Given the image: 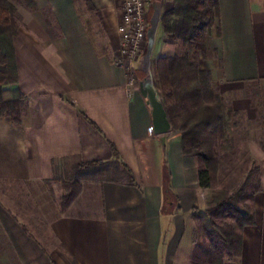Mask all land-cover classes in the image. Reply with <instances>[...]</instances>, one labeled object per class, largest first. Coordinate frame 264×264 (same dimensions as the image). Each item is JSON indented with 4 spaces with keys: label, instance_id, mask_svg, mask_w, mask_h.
Instances as JSON below:
<instances>
[{
    "label": "crops",
    "instance_id": "0c3cea01",
    "mask_svg": "<svg viewBox=\"0 0 264 264\" xmlns=\"http://www.w3.org/2000/svg\"><path fill=\"white\" fill-rule=\"evenodd\" d=\"M157 2L146 15L150 26L158 13L154 60L173 56L163 53L168 44ZM34 5L16 6L17 91L27 111L19 125L0 117V189L24 190L35 213L26 219L0 198V264H191L193 213L206 209L213 180L212 188L199 186V161L182 153L166 110L171 127L156 130L138 62L133 89L114 64L120 0ZM207 48L215 58L205 60V70L223 86L242 127H254L258 136L254 223L239 230L238 252L223 264H264V0H218ZM67 162L104 163L77 176L92 180L97 213L74 214V205L62 212L53 178L55 165Z\"/></svg>",
    "mask_w": 264,
    "mask_h": 264
},
{
    "label": "trees",
    "instance_id": "16d2710c",
    "mask_svg": "<svg viewBox=\"0 0 264 264\" xmlns=\"http://www.w3.org/2000/svg\"><path fill=\"white\" fill-rule=\"evenodd\" d=\"M20 4L29 9L35 7L34 0H0V117H7L16 125L21 124L27 111L26 98L17 91L13 44L20 21L16 5ZM217 17L218 0H174L173 7L160 16V26L166 37L181 43L184 53L161 57L152 63L155 85L165 110L173 128L181 134L182 153L199 161L198 183L201 188H212V162L216 160L220 139L230 143L232 138L228 133L240 119L228 101L221 106L214 104L221 101L216 86L210 72L199 67V56L215 58L207 48V40ZM200 108L206 113L201 122L195 117ZM103 165L102 162L76 163L64 172L69 176L62 183V212L81 192L76 176ZM60 169L56 164L55 171L58 173ZM123 169L128 182L133 184L129 169L126 166ZM57 180L55 173L53 182ZM245 186L240 185L233 191L213 190L206 209L193 213L197 225L191 264H223L225 257L232 258L237 254L239 230L254 223L251 206L241 203L246 194ZM164 187L168 190L166 174ZM253 194L250 193V198ZM228 218L234 223H228Z\"/></svg>",
    "mask_w": 264,
    "mask_h": 264
},
{
    "label": "rangeland",
    "instance_id": "374dc122",
    "mask_svg": "<svg viewBox=\"0 0 264 264\" xmlns=\"http://www.w3.org/2000/svg\"><path fill=\"white\" fill-rule=\"evenodd\" d=\"M173 1L174 0H158L157 2V8L161 10V15L163 12H165L168 9H171L173 7ZM17 6V5H16ZM164 39H166L167 46H163L162 49H164V54H171V55H180L184 53V49L181 45V43L173 42L169 37L164 36ZM155 44H156V38L154 42V47L152 50V57L155 54ZM145 47L143 48L142 54L145 53ZM202 59V60H201ZM210 55L207 56V58H202L199 56V67L200 69L205 70V63L207 61L205 60H211ZM154 60V57L151 59ZM140 65V64H138ZM139 67V66H138ZM153 71V69H152ZM154 75V74H153ZM216 86V92L218 97H220V102H214L216 103V106H221L225 104V100L229 102V96L225 94V90L223 86H221L219 83H214ZM136 85H137V75H136ZM252 96V95H251ZM254 100V99H253ZM223 103V104H222ZM210 105V104H208ZM213 106V105H212ZM211 106V107H212ZM206 113L205 111L200 108L198 111H196L195 117H197V121L201 122L204 120ZM241 119L237 121V125L235 128L232 129L231 132L228 133V137L232 138V141L230 143H227V141H224L220 139V146L217 148V155L216 160L212 162V175H213V187L215 190L219 189H227L228 191L236 190L240 187V185H246L245 186V195L242 199V204L250 206V193H253L257 190L258 185L257 179L258 174L256 170L258 169L259 159H257L255 156H253L254 151L253 148L256 143V139L258 138L256 131L254 132L252 129L254 127H242ZM248 128V129H247ZM68 165V166H67ZM61 168L65 167L66 170H70V164L67 162L66 165L61 164ZM60 170L58 173H56V176L58 178L57 181L54 183V187L56 190H52V192L56 195H59L61 197L64 193L62 188V183L67 180L69 174L64 173L66 170ZM110 175V174H109ZM108 175V176H109ZM77 177V176H76ZM81 182L77 180V183L80 184L81 192L82 188H85L84 191V197L82 198L81 192L79 193L78 197L74 199V202L71 207V212L74 214H83V213H97V208L95 206H92L90 203L89 195L91 193V188L87 183H91V179H83V176H79ZM99 178H104V175L100 176ZM114 178L118 179L119 175L117 173L114 174ZM53 183H51L52 185ZM88 185V186H87ZM50 186V185H49ZM8 189H0V198L4 200V202L11 207V209L15 210L20 214L26 215V219L28 218H34L33 214L35 213L33 210V207L28 205L31 204V201H26V198H24V190L21 188H17L16 186H8ZM52 187V186H50ZM89 188V189H88ZM52 189V188H51ZM49 191V190H48ZM211 199V197H210ZM26 201V205L24 206L23 203ZM60 203V202H59ZM18 208V210H17ZM66 211V210H65ZM32 215V216H31ZM228 223H234L232 218L227 219ZM38 230V229H37Z\"/></svg>",
    "mask_w": 264,
    "mask_h": 264
},
{
    "label": "built area",
    "instance_id": "2783aa9c",
    "mask_svg": "<svg viewBox=\"0 0 264 264\" xmlns=\"http://www.w3.org/2000/svg\"><path fill=\"white\" fill-rule=\"evenodd\" d=\"M152 0H120L121 15L116 26L118 42L114 53V64L127 75L128 87H136L135 62L141 65L142 51L147 40L149 22L147 8ZM139 65V66H140ZM152 133V127L148 128Z\"/></svg>",
    "mask_w": 264,
    "mask_h": 264
},
{
    "label": "water",
    "instance_id": "95a60500",
    "mask_svg": "<svg viewBox=\"0 0 264 264\" xmlns=\"http://www.w3.org/2000/svg\"><path fill=\"white\" fill-rule=\"evenodd\" d=\"M157 23L158 13H155L154 18L151 20L149 29L147 31L145 53L141 59L140 70L143 73V79L141 80V88L146 94L148 104L151 108L153 124L156 130L158 132H165L170 129L171 125L165 112L161 95L155 85L151 60V53L154 45ZM166 197L169 198L168 195H166Z\"/></svg>",
    "mask_w": 264,
    "mask_h": 264
}]
</instances>
